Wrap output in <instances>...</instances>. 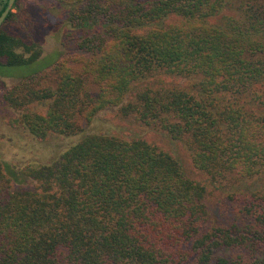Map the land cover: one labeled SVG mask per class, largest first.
I'll return each instance as SVG.
<instances>
[{
  "label": "trees",
  "instance_id": "1",
  "mask_svg": "<svg viewBox=\"0 0 264 264\" xmlns=\"http://www.w3.org/2000/svg\"><path fill=\"white\" fill-rule=\"evenodd\" d=\"M55 3L81 69L60 59L3 87L9 123L71 136L115 107L181 142L206 179L144 138L106 132L46 163L0 160V264H264V0ZM17 11L14 0L0 25V68L41 55ZM212 188L234 201L231 221L208 220Z\"/></svg>",
  "mask_w": 264,
  "mask_h": 264
},
{
  "label": "rangeland",
  "instance_id": "2",
  "mask_svg": "<svg viewBox=\"0 0 264 264\" xmlns=\"http://www.w3.org/2000/svg\"><path fill=\"white\" fill-rule=\"evenodd\" d=\"M66 7L55 3V0H18L17 26L20 33L30 36L41 47V55L30 65L1 67L0 68V94L3 87H11L20 77L38 71L41 67L50 69L57 60L67 59V62L75 72H79L82 66L80 61L81 51L73 40L66 38L71 27L67 24L65 14ZM217 22V19L211 20ZM160 75L159 79L165 85L178 82L183 84L184 78H174L168 75ZM150 81V82H149ZM149 81L143 80L134 85L128 92L125 100L131 97L133 89L145 83L155 84L157 78ZM15 111L0 100V160L12 168H21L25 165H37L46 163L56 158L71 143L86 132H106L124 137H141L152 145L169 152L176 157L189 171V174L197 180L205 181L206 176L192 168L191 157L181 142L167 138L161 131L146 127L131 119L119 118L115 113V107L100 111L89 125L84 124L80 133L71 136L49 135L41 140L31 135L22 127L13 126L9 118ZM83 124V123H82ZM29 187L34 182L25 183ZM22 183H15L18 187ZM211 223L216 221H231L234 217V201L226 198L221 189H211L207 200ZM223 215H222V214Z\"/></svg>",
  "mask_w": 264,
  "mask_h": 264
},
{
  "label": "water",
  "instance_id": "3",
  "mask_svg": "<svg viewBox=\"0 0 264 264\" xmlns=\"http://www.w3.org/2000/svg\"><path fill=\"white\" fill-rule=\"evenodd\" d=\"M14 0H9L4 11L2 12V14L0 15V25L3 21V19L5 18L6 14L8 13L9 9L11 8V5L13 4Z\"/></svg>",
  "mask_w": 264,
  "mask_h": 264
}]
</instances>
